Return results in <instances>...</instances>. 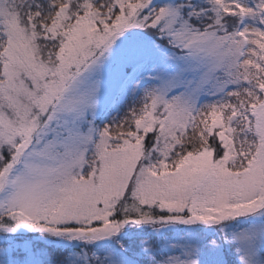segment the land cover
Returning a JSON list of instances; mask_svg holds the SVG:
<instances>
[{"label":"snow or ice","instance_id":"obj_1","mask_svg":"<svg viewBox=\"0 0 264 264\" xmlns=\"http://www.w3.org/2000/svg\"><path fill=\"white\" fill-rule=\"evenodd\" d=\"M0 264H264V0H0Z\"/></svg>","mask_w":264,"mask_h":264}]
</instances>
